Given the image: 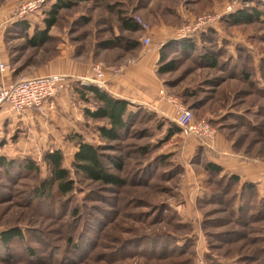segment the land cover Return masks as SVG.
Segmentation results:
<instances>
[{
  "label": "rangeland",
  "instance_id": "374dc122",
  "mask_svg": "<svg viewBox=\"0 0 264 264\" xmlns=\"http://www.w3.org/2000/svg\"><path fill=\"white\" fill-rule=\"evenodd\" d=\"M28 1L0 0V62L8 69L10 82L49 76L45 74L58 64L69 69L88 67L92 75L60 74L68 80L67 92L77 108L73 106L74 111L46 105L44 112L35 111L36 119H26V126H14L9 120L0 126V156L16 163L7 172L0 167V233L20 227L28 237L25 243L0 247V264H197L199 260L205 264H264V216L261 219L259 215L260 220L255 222L252 206L249 218L241 214L236 219L244 191L239 185L224 186L225 178L233 174L222 171L218 181V176L206 168L218 157L213 142L222 135L225 151L264 169V98L255 91L251 78L231 77L225 62L220 68H211L197 56L166 50L167 59L176 62V69L162 75L155 71L157 96L153 101L144 97L140 82L134 94L143 102L135 101L133 109L134 117L142 120L131 123L126 135L114 142L100 137L102 121L85 115V107L94 106L92 95L86 102L74 90L94 76V65L109 71L122 67L121 73L102 88L114 95L116 81L122 79L127 68H132L134 75L135 70L142 72L144 60L153 53L148 49L160 50L164 44L160 41L167 36L176 37L169 41L187 38L178 37V31L197 27L200 20L210 23L213 18L214 22L201 26L188 38L201 47V36L214 30L219 44L228 52L225 59L233 57L236 64L239 49L244 48L253 56L260 76L264 65V0H73L72 8L59 11L58 22L49 32L51 40L38 47L29 46L27 37L44 27L45 12L55 0H46L38 9L21 15L22 4ZM250 7L261 10L258 20L234 25L224 18ZM118 10L139 17L141 29L135 33L123 30ZM29 13H33L30 21L35 28L26 31L18 20L28 19ZM117 38L123 39L119 42L122 44L104 47L105 42ZM147 38L161 47L146 45ZM125 43L135 45L126 48ZM160 51L154 63L157 68ZM233 70L230 67L229 71ZM145 74L140 77L147 80V76H153ZM170 97L188 106L195 120L209 121L217 129L216 138L200 146L180 131L168 138V129L178 128L175 108H168ZM22 116L24 112L19 113ZM245 122L254 127L245 128ZM75 133L89 143L106 146L105 163L111 166V159L121 161L123 170L111 169L128 183L111 187L77 173L73 166L78 149ZM5 143L10 148L4 147ZM144 146L154 147L146 157L137 153ZM54 150L62 152L63 165L76 181L75 189L65 197L56 194L41 200L35 196L36 189L51 176L43 157ZM28 160L36 163L37 172L26 168ZM17 163L22 164L20 170ZM145 164H151L153 171L142 170ZM74 208L79 209L76 214ZM180 223L182 227L177 226ZM165 233L174 235L178 244L186 241L189 248L180 254H168L156 244ZM136 237L140 242L125 247ZM152 237L155 246L149 242L147 247L146 241Z\"/></svg>",
  "mask_w": 264,
  "mask_h": 264
},
{
  "label": "trees",
  "instance_id": "16d2710c",
  "mask_svg": "<svg viewBox=\"0 0 264 264\" xmlns=\"http://www.w3.org/2000/svg\"><path fill=\"white\" fill-rule=\"evenodd\" d=\"M46 2V0H44ZM75 1H82V0H75ZM73 0H55V2L51 5L50 9L45 12V18L43 19L44 27L42 29L38 28L35 30L34 34L31 37H27V43L31 47H38L47 41L51 40L49 32L53 26H55L58 22L59 11L61 9H70L74 6ZM41 6V5H40ZM111 8V7H110ZM40 11V10H39ZM45 9H43L44 14ZM118 18L120 22V26L123 30L135 33L141 29V25H139L132 15L127 14L122 10H118ZM261 10L258 11L256 7H250L238 11L233 15H228L224 17L230 22H233L234 25H240L244 23H250L253 20H258L261 15ZM18 22H21L24 26L26 31L30 29H34L32 27V23L30 20L22 18L19 19ZM214 30H209L206 34L204 33L201 36L202 46L199 47V43L196 40L191 38H183V39H173L167 41L163 44L162 48L160 49V59L158 61V68L157 74H167L171 73L176 69V62L174 60H168L166 50H173L178 49L179 52L183 55L191 54L193 56H197L199 60H203V62L211 67V68H220L223 62L227 64L226 70L230 74L231 77L234 75H239L243 79L250 80L254 86L255 91L264 98V65H261L260 68V76L257 73L256 66L254 65V58L250 54V52L244 50V48L239 49V55L237 56L236 64H234V58L227 61V50L224 45H220L216 36L214 35ZM123 39L117 38L114 41L108 40L104 43V47L108 48L114 44H122ZM126 48H131L134 44L125 43ZM199 49V50H198ZM199 51V53H197ZM198 54V55H195ZM249 62L251 64H249ZM230 67H233V71H229ZM234 72V73H233ZM241 75V76H240ZM74 90L79 94V97L86 100L88 102V97H93L94 106L93 107H85V115L93 120L102 121V124L98 127V132L100 137L108 142L118 141L122 138V135H126L129 125L131 123L136 124L137 122L141 121L142 119H138L134 117V109L131 107V103L122 98L115 97L114 95L108 93L105 90L99 89L98 87L91 85V86H75ZM190 94H195V92H190ZM136 115V114H135ZM145 120V119H144ZM104 123V124H103ZM246 123V122H245ZM243 123L245 128H250L254 125L251 123ZM178 126V125H177ZM178 131L181 132L180 127L178 126L177 129H168V138ZM147 132V131H146ZM77 140V151L74 153L73 157V166L77 173L84 175L88 180L95 183H100L103 185L111 186V187H123L128 183V180L118 174L117 172L112 171V167L118 169V171L123 170L124 164L117 159H111L110 163L111 166H108L105 163V149L106 146L103 144H93L89 143L84 140V138L79 134H74L73 136ZM111 148V147H110ZM154 148V147H153ZM152 146H144L141 147L140 150L137 152L139 156L146 157L149 152L153 149ZM44 161L50 168L51 176L45 179L39 187L36 189L35 196L38 199H48L49 197H54L56 194L60 195L59 197H65L69 195L75 189L76 181L71 176L70 169L66 168L64 164V156L60 150H54L51 152H46L43 157ZM164 159L166 162L167 158L162 156L161 160ZM159 161V158H158ZM145 164L141 169L146 170L152 169L151 164L145 167ZM16 163L14 160H10L9 158L0 156V167L4 168L6 172L10 168H14ZM21 163H17V169H21ZM26 168H28L31 172L38 171V167L36 163L33 161H27ZM207 171H209L215 177L218 176L220 181V176L223 171V168L216 164V163H209L206 165ZM140 169V170H141ZM27 170V169H25ZM153 171V170H152ZM223 179V178H222ZM226 185H230L231 187L235 185H239L240 189L244 192L241 194L243 197L241 203L239 201L238 209L235 212L236 219L239 218L242 214V217H248L247 213L251 211L253 206L254 211V220L257 222L258 220L263 219L264 216V198H259L257 187L252 182H243L239 179L237 175H230L225 178ZM225 192V191H223ZM240 192V190H239ZM239 197V195H238ZM238 197H236L238 199ZM240 197V198H241ZM167 204L165 205L167 209ZM78 208H74L73 212L76 214L78 212ZM234 210V209H233ZM235 211V210H234ZM257 214V215H256ZM260 218H257L259 217ZM249 218V217H248ZM257 218V219H256ZM182 223L178 224V227H182ZM155 237V235H154ZM140 237H136L133 240L128 241L125 243V247L128 244L137 243ZM28 237L24 235L23 229L20 227H13L8 230H4L0 233V247L9 248L10 244L13 242L18 243H25L28 240ZM160 241L156 242L162 247L161 249H165L168 254H180L186 251L189 246H187L186 241L181 242L178 244L177 239L175 236L170 233H165L164 237L158 238ZM264 240V236H263ZM140 242V241H139ZM153 244L155 239L152 237L147 239L146 241ZM166 242V243H165ZM123 245V246H124ZM163 245V246H162ZM124 247V248H125ZM123 248V250H124ZM261 254L264 253L261 251ZM260 254V255H261ZM146 255H150L146 253ZM154 256H159L158 254H153ZM217 264H223L222 262H217Z\"/></svg>",
  "mask_w": 264,
  "mask_h": 264
},
{
  "label": "built area",
  "instance_id": "2783aa9c",
  "mask_svg": "<svg viewBox=\"0 0 264 264\" xmlns=\"http://www.w3.org/2000/svg\"><path fill=\"white\" fill-rule=\"evenodd\" d=\"M43 2L44 0L27 2L21 7L20 14L24 15L29 11L38 9ZM134 19L139 25H143L139 17ZM214 21L215 18L209 20L210 23L200 20L197 27H189L178 31V37H190L191 34L197 33V29L199 30L202 28L201 26L204 27L206 24H211V22ZM144 42L153 49L161 47V45L153 43L150 38L145 39ZM5 70V65L0 62V73L2 74ZM92 71L94 76L83 82V85L87 87L94 85L102 89L106 86L105 83L109 79L121 73L122 67L113 68L109 71L101 65H94L92 66ZM67 89H69L68 80L65 76L60 75L23 77L19 81L11 83L0 80V108L7 105L16 113H23L27 110L42 113L49 100L57 97L61 92ZM169 102L172 103L175 108V122L184 135H193L206 143L216 138L217 129L209 121L203 119L195 120L194 114L190 108L176 98L170 97ZM197 264L205 263L203 260H199Z\"/></svg>",
  "mask_w": 264,
  "mask_h": 264
},
{
  "label": "crops",
  "instance_id": "0c3cea01",
  "mask_svg": "<svg viewBox=\"0 0 264 264\" xmlns=\"http://www.w3.org/2000/svg\"><path fill=\"white\" fill-rule=\"evenodd\" d=\"M25 3H27V2H24L22 5H24ZM28 15L30 16V17L28 16V20H31L33 13H29ZM23 18H25V17H23ZM171 38H176V37H171V36L168 37L167 36L165 38V40L160 41V43L163 44V43L169 41V39H171ZM156 41H159V40H156ZM148 51L153 52V53L152 54L150 53L151 55L149 54V56L147 58L145 57L146 59L143 62L144 69L142 70V72H139V71L136 72V70H135V75H134L133 69L129 67L125 71L124 75H122V79H118L116 81L115 91L113 92L114 96L128 100L131 103L132 108H135V106H133V104L135 101H137L139 99V98L136 99L138 94H134V92L139 89L140 82H142V84L144 85L143 87H141V89L144 90V92H143L144 97L153 101L154 98H156V96H157L156 95V85H157L156 80H157V78L155 77V71L157 70V67L154 63L158 59V52L160 50L148 49ZM154 51L157 52V55H154L155 54ZM150 63H151V66H150ZM154 65H155V69H152V67H154ZM138 67H139V65H138ZM65 69H67L68 71H65ZM7 72H8V69L5 72H3L2 75L0 74L1 75L0 80L5 81L7 83H11L10 82L11 80L9 79L10 75ZM49 72H51V73L50 74L47 73L45 75H57V74L60 75V74H67V73L70 75V74H73L74 72L85 74L88 76L92 75L91 71L88 70V67L84 68V69H77V68H74V69L70 68L69 69V68H64L63 65H61V64H58L57 66L55 65L53 67V70H50ZM145 73H147L149 75H150V73H152V75L154 77L153 76H150V77L147 76V80L142 79L140 76L146 75ZM77 76H79V75H77ZM125 78H126V83L124 82ZM67 91H70V89L61 92L57 97L49 100L47 102V106L51 109L52 107H56V105H57V107H59V108H65V109L67 108L68 111H74V110H72V108L73 109H74V107L76 108V104L71 100V96L69 95V93ZM126 91H128V92H126ZM139 100H141V102H143L142 101L143 99H139ZM149 100H144V101H149ZM170 105H168V108H170V109L173 108V104H170ZM36 115H38V114L35 111L27 110L24 112V117L23 116L19 117V113L12 111L7 105H5L4 107L0 108V126L3 125V123L6 120H9L11 123L14 124V126H16L17 124H20L21 126H26L27 125L26 119H28V120L30 119L32 121V118L36 119L35 118ZM189 137L195 139L196 145L198 144L197 146L203 145V141H201L202 142V144H201L199 142L200 140L197 137H195L193 135H190ZM224 141H225V139L222 137V135H219L216 138L215 143L213 142V150L216 152L218 157L217 158L214 157V159L211 161L220 165L223 168L224 172L241 177V183H243V182L254 183L257 187V192H258L260 198H264V169H261L262 168L261 166L258 167V163L242 162V160L238 159L235 154H232L231 152L225 151L222 148V143ZM205 144H207V143H205ZM4 147L10 148V144H8V146H7L5 143ZM262 180H263V182H262Z\"/></svg>",
  "mask_w": 264,
  "mask_h": 264
}]
</instances>
